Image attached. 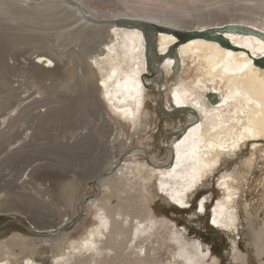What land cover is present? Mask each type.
<instances>
[{
    "label": "rangeland",
    "instance_id": "1",
    "mask_svg": "<svg viewBox=\"0 0 264 264\" xmlns=\"http://www.w3.org/2000/svg\"><path fill=\"white\" fill-rule=\"evenodd\" d=\"M17 1L26 5L25 1ZM99 1L89 2L98 7L96 10L101 12V16L151 14L170 22L183 20L182 26H188L187 28H205L210 22L235 20L244 25L248 23L264 28L261 23L264 21V0ZM10 2L13 0H0V223L8 218H15L31 229L37 227L40 230H53L63 218H75L78 213L77 202L83 192L93 194L94 197L101 196L102 191L98 195L93 185L94 176L114 165L115 159L127 147L144 146L150 154H155L163 161L168 151L161 148L160 144L170 146L172 141V136L165 134L184 125L187 117L179 110H173L169 115H164L159 110V85L156 84L160 79L158 73L152 74L146 80L150 79L153 84L146 81L149 87L144 91V113L148 115L143 118V123L146 126H142L137 133L133 132V127L126 125L109 107V101L102 100V93L108 97L106 88L102 84L98 68L91 63L101 47L109 41L108 29L101 32L92 29L88 36L82 38L84 41H69L71 37L64 36L63 31L76 26L75 18L73 13L56 5L57 2H42L46 5L44 9L41 6V9L25 11H17V5L10 7ZM13 31H17L18 36L13 35ZM45 51V56L52 59V68L53 62L58 64L56 71L48 73L49 78L31 77L28 69L30 66L23 65L12 69L10 74L13 82L9 86L16 87L19 84L17 90L3 84L4 61L11 66L10 63L14 60L24 62L41 52L45 54ZM183 64L182 68L187 65V60ZM42 65L49 66L47 63ZM161 67L166 73L165 82L163 79L160 82L161 97L163 104L167 106L171 104L168 95L177 73L174 74L169 66L161 64ZM152 70L155 71L154 68ZM82 77L87 78L96 88L91 100L82 86ZM76 84L80 85L76 87ZM46 100L55 102L60 107L56 111L57 116L51 120L44 118L47 122L42 121L35 132L36 139L31 144L20 143L18 137H23L33 122L29 109L32 112L45 109L42 103H46ZM35 106H38L37 109ZM16 119L18 122L13 126L12 122ZM22 120L24 121L21 122ZM81 136L86 138L83 140ZM249 145L242 146L236 156L219 160L215 170L204 178L198 191L190 198L186 197L187 205L193 201L194 205L185 210L171 204L167 193H157V176L152 173L154 169L147 165L143 154L130 158L114 175L121 186L118 196L111 200L106 195L110 192L104 186L106 196L96 202L90 201L94 197H87L83 216L76 224L63 231L69 235L64 253L68 255L72 248L67 247L71 243L73 245L80 242L88 229L101 224L100 214L105 206L110 205V200L111 203L124 200L128 191H132L134 186H140L147 209L155 219L153 225L160 227V242L155 238L152 227L143 233L147 237L141 241L149 246L145 264L174 262L179 245L186 248L189 247L187 243L193 241L201 243L205 252L209 250V260L205 264H235L233 250L228 252L231 236L227 231L214 228L208 217L213 209L211 204L221 195L219 180L222 173L236 168L243 170L252 153L251 144ZM258 147L264 148V140ZM261 153L264 152L253 154V165L238 186V197L233 206L238 215V226L234 233L237 235L239 250L248 258L246 264L264 262V156ZM45 188L48 190L44 193L42 190ZM204 195L211 200L205 207L207 211L201 214L196 211V203ZM197 196L201 197L195 201ZM187 205L179 207L185 208ZM78 223L80 227H76ZM13 236L25 241L33 240V243L23 249L19 246L8 249L4 244H10ZM135 240L136 237L128 245L126 254L133 255L131 251ZM57 253L62 252L58 251L53 241L33 236L15 223L0 229V255L8 257L12 264H21L28 257L34 263L50 264Z\"/></svg>",
    "mask_w": 264,
    "mask_h": 264
},
{
    "label": "bare ground",
    "instance_id": "2",
    "mask_svg": "<svg viewBox=\"0 0 264 264\" xmlns=\"http://www.w3.org/2000/svg\"><path fill=\"white\" fill-rule=\"evenodd\" d=\"M22 1H25L26 5L13 0L9 6L17 5V11L41 9V6H44L42 7L44 9L46 5L42 2L48 1L49 3L57 2L56 5L73 13L76 26L63 31L64 36L71 37L69 41H84L82 38L88 36L92 29L100 32L108 29L109 41L104 44L103 48L101 47L91 63L92 65L94 63L99 70L98 74L108 95L109 107L123 119L126 125L133 127L135 133L140 131L142 126L143 128L146 126L143 118H147L148 113H144L146 96L143 86L147 83L146 81L153 84L150 79H146L152 74L158 73L160 76L163 73V82H165L166 73L161 69V64L169 66L174 74L177 73L176 81L172 84L168 95L171 104L165 106L163 101L162 104L168 111L175 110L177 106L180 107L177 110L183 112L187 119L184 125L173 129L179 132L171 135L170 149L167 148V144H162L168 151L165 159L160 161L144 146L127 147L125 150L127 154L122 162L118 163L117 168L110 175L99 180L101 196L94 197L90 201L96 202L106 195L111 200L112 197L118 196L121 186L114 175L127 164L130 158L143 154L149 158L151 163L147 165L154 169L152 173L157 176L155 184L157 193L158 191L167 193L171 199L169 201L176 207L185 206L187 205L186 197L190 198L198 191L205 181L204 178L215 170L219 160L236 156L242 146L251 144L252 153L243 170L236 168L231 172L222 173L221 180H219L221 195L211 204L213 209L208 217L214 228L227 231L231 236V245L227 250L228 252L230 249L233 250L235 264H246L248 258L239 250L237 235L234 233L238 226V215L234 212L233 206L238 197V186L243 182V178H246L253 165V154L264 152L263 147H258L264 140V64H259L256 60L264 56V40L251 31L238 30L236 33H229L220 30V28H225L226 24L234 25L238 22L235 20L210 22L205 28H187L188 26H182L183 20L170 22L166 18L151 14L126 13L101 16V12L96 10L98 7L91 5L90 0H75L81 6L82 12L64 0ZM99 2L104 3L105 1L100 0ZM108 16L110 17L107 18ZM100 20H106V22L100 23ZM131 20L149 22L158 30L153 36L155 49L149 51L154 65L158 66L154 68L153 73L147 72L150 69L146 65L144 56L142 28L138 24H133L138 22ZM261 23L264 27V21ZM238 24L244 25L240 22ZM245 26L264 33V28L260 26L256 27L248 23ZM211 29L215 30L216 35L209 33ZM185 33L191 36L186 38ZM13 35L18 36L17 31H13ZM179 37L183 40L179 41ZM45 55L46 51L45 54L41 52L24 62L14 60L10 63L11 66L4 61L3 69L1 68L2 76H4L3 84L8 88L11 87L12 90H17L19 84L16 85L17 88L15 85L9 86L13 82L10 80V74L12 69L23 65L30 66L28 69L31 77L49 78L48 73L53 72L58 64L53 62L54 67L52 68V59ZM186 60L187 65L182 68ZM44 63L49 66L42 65ZM81 74L84 76L83 73ZM58 76L62 77V75ZM82 78V86L91 100L96 88L87 78ZM80 84H76V87ZM42 104L45 106L43 110L32 112V109H29L33 122L29 131L23 137H18L20 143L31 144L36 139L35 132L38 131L42 121L47 122L44 118L51 120L57 116L56 111H59L60 107L55 105V102L46 100V103ZM37 107L35 106V109ZM19 111L24 113L23 109ZM15 122H18V119L12 122L13 126ZM81 138L84 140L86 136H81ZM170 156H173L174 161L169 164ZM261 156H264V153H261ZM104 186H107L111 195L110 193L104 194ZM47 190L48 188H45L42 191L45 193ZM205 196L196 203V209L198 208L196 211L201 214L207 211L205 207L211 200ZM143 198L141 187L134 186L132 191H128L126 199L118 200L116 203H111L110 200V205L105 206L100 214L101 224L94 229H88L80 242L73 245L71 243L67 247L72 248L68 255L64 253L65 244L68 243L69 238L67 232L62 231L55 237L43 238L53 241L58 251L62 252L54 255L50 264H145L149 246L141 241L147 237L143 233L152 227L155 238L160 242V227L153 225L155 219L151 217ZM68 220L72 219L63 218L53 230ZM76 227H80V224L78 223ZM135 237L131 251L133 255L126 254L125 250L130 243H133ZM32 243L33 240L25 241L13 236L11 243H5L4 246L8 249L13 246L23 249ZM187 244L189 247L186 248L180 244L176 254L177 259L167 264H181L180 262L205 264L208 262L209 250L205 252L201 243L193 241ZM0 264H12V262L8 257L3 258L1 254ZM21 264L38 263H34L33 259L28 257Z\"/></svg>",
    "mask_w": 264,
    "mask_h": 264
},
{
    "label": "water",
    "instance_id": "3",
    "mask_svg": "<svg viewBox=\"0 0 264 264\" xmlns=\"http://www.w3.org/2000/svg\"><path fill=\"white\" fill-rule=\"evenodd\" d=\"M64 1H67L69 2V4L71 3L72 5L76 6V8H78L81 12V6L75 2V0H64ZM131 21H136L138 23H133V24H138L139 26H141L142 28V31H143V37H144V56H145V60H146V65L147 67L150 69L148 71H151V73H153V68H156L158 67L157 65H154V61L153 59L150 58V55H149V51L150 49L152 51H154L155 49V44H154V34L158 31L156 29V27L152 26L149 22H145L143 20H131ZM106 22V20H100V23H104ZM225 28H220L221 31H226V32H229V33H236L238 30L239 31H244L245 32H254L253 34H255L256 36L262 38L264 40V33L263 32H260L258 30H255L253 28H249V26H245V25H241V24H236L234 23L233 24H226L224 25ZM160 28V27H159ZM250 29V30H249ZM212 30V31H211ZM210 30V34L212 35H216V32L215 30L211 29ZM175 31H178V30H175ZM220 31V32H221ZM186 38L191 36L189 34H186L184 35ZM179 41H182L183 38L182 37H179L178 38ZM227 39V38H226ZM152 46V48H151ZM152 53V52H151ZM257 62L259 64H264V56H260V58H257L256 59ZM159 82L162 81L163 79V73L160 74L159 76ZM147 87H149V85H147ZM157 105H158V108L159 110L164 114V115H169L170 112L172 111H168L166 110V108H164L163 104H162V98H161V89H160V83H159V86L157 87ZM180 109V107H176L175 110ZM178 111V110H177ZM179 130H171L169 131L168 133L165 134V136H171L173 134H176L178 133ZM160 147L161 148H164L166 146H162L160 144ZM168 149H170V146L167 147ZM127 154V152H123L119 158H117V161L114 163V165L111 167V168H108V169H105V170H102L100 172H98L94 178H93V185L95 186V189H96V192L97 194L99 195L100 194V187H99V180H101L103 177H106L107 175H110L118 166V163L121 162V159ZM145 159L147 160L148 163H151L149 158L145 155ZM174 161V158L173 156H170L169 160H168V163H172ZM95 195L93 194H90V193H87V192H83L79 199H78V213L76 214L75 218L72 219V220H68V221H65V223L60 226V227H57L55 230H38V229H35V228H29L28 226H26L24 223H22L20 220L18 219H15V218H8L6 220H4L3 222L0 223V229L5 227L6 225L10 224V223H15L17 225H19L21 228H23L26 232L32 234L33 236H38V237H42V238H52V237H55L56 235H58L59 233H61L62 231H64L67 227L71 226V225H74L76 224L80 218L83 216L84 214V210H85V207H84V201H85V198L87 197H94ZM201 196H199L198 198H200ZM51 231V232H50Z\"/></svg>",
    "mask_w": 264,
    "mask_h": 264
},
{
    "label": "clouds",
    "instance_id": "4",
    "mask_svg": "<svg viewBox=\"0 0 264 264\" xmlns=\"http://www.w3.org/2000/svg\"><path fill=\"white\" fill-rule=\"evenodd\" d=\"M144 87V86H143ZM145 88V87H144ZM146 89V88H145ZM101 97H102V100H104L105 102H107V97L105 96V93H102L101 94Z\"/></svg>",
    "mask_w": 264,
    "mask_h": 264
},
{
    "label": "trees",
    "instance_id": "5",
    "mask_svg": "<svg viewBox=\"0 0 264 264\" xmlns=\"http://www.w3.org/2000/svg\"><path fill=\"white\" fill-rule=\"evenodd\" d=\"M199 196L195 197L194 200L196 201L198 199ZM192 205H194V201L192 202ZM212 247V246H211ZM214 251V250H212Z\"/></svg>",
    "mask_w": 264,
    "mask_h": 264
},
{
    "label": "snow or ice",
    "instance_id": "6",
    "mask_svg": "<svg viewBox=\"0 0 264 264\" xmlns=\"http://www.w3.org/2000/svg\"><path fill=\"white\" fill-rule=\"evenodd\" d=\"M235 147V146H234Z\"/></svg>",
    "mask_w": 264,
    "mask_h": 264
}]
</instances>
